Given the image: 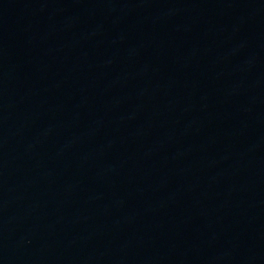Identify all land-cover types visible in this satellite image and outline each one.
I'll use <instances>...</instances> for the list:
<instances>
[{"label": "water", "instance_id": "water-1", "mask_svg": "<svg viewBox=\"0 0 264 264\" xmlns=\"http://www.w3.org/2000/svg\"><path fill=\"white\" fill-rule=\"evenodd\" d=\"M0 264H264V0H0Z\"/></svg>", "mask_w": 264, "mask_h": 264}]
</instances>
